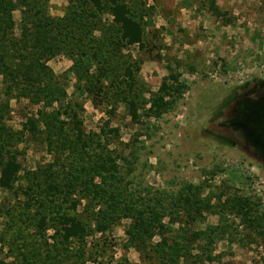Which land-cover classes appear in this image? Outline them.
I'll return each instance as SVG.
<instances>
[{
  "label": "rangeland",
  "instance_id": "obj_1",
  "mask_svg": "<svg viewBox=\"0 0 264 264\" xmlns=\"http://www.w3.org/2000/svg\"><path fill=\"white\" fill-rule=\"evenodd\" d=\"M12 1L0 264H264V0H218L214 42L170 0H122L136 45L109 0Z\"/></svg>",
  "mask_w": 264,
  "mask_h": 264
},
{
  "label": "trees",
  "instance_id": "obj_2",
  "mask_svg": "<svg viewBox=\"0 0 264 264\" xmlns=\"http://www.w3.org/2000/svg\"><path fill=\"white\" fill-rule=\"evenodd\" d=\"M23 1V0H21ZM109 3L111 5V14L114 17V20L120 25L121 31H122V37L123 39L129 44V45H136L141 44L143 40V28L137 20H134L130 16H128L127 13V6L126 4L122 3V0H109ZM94 4L97 7L101 6L100 0H94ZM6 5L8 10H11L13 7V1L12 0H0V8L2 6ZM215 15H218V10H214ZM6 23H10L11 19L9 16L6 18ZM226 23H230V21H227ZM128 77L132 80H134V76L132 74V70L128 69ZM154 104H157L155 101ZM19 164L16 161L15 158L9 160L1 169V175H0V188L3 189H11L13 187L14 177L16 173L19 170ZM68 224L64 226V232H65V238L70 239L75 234H77V223L75 222L74 218H67ZM79 264H85L84 262H81Z\"/></svg>",
  "mask_w": 264,
  "mask_h": 264
},
{
  "label": "crops",
  "instance_id": "obj_3",
  "mask_svg": "<svg viewBox=\"0 0 264 264\" xmlns=\"http://www.w3.org/2000/svg\"><path fill=\"white\" fill-rule=\"evenodd\" d=\"M218 0H170V2H165L167 6L165 9L167 11H176L178 13V18L181 21H188V18L193 19L201 27L209 28L207 30L211 37L208 39L210 41L221 40L223 33L228 32L229 28L232 26L230 23H225L218 25V16L215 15L214 10H220Z\"/></svg>",
  "mask_w": 264,
  "mask_h": 264
}]
</instances>
